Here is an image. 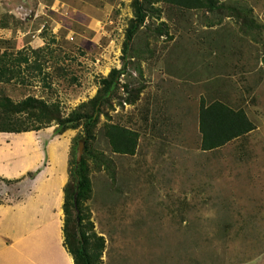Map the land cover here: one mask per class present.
I'll list each match as a JSON object with an SVG mask.
<instances>
[{"label":"rangeland","instance_id":"rangeland-1","mask_svg":"<svg viewBox=\"0 0 264 264\" xmlns=\"http://www.w3.org/2000/svg\"><path fill=\"white\" fill-rule=\"evenodd\" d=\"M218 1L234 10L159 3L137 31L123 88L104 107L91 143L103 158L88 160L83 226L96 264H264V0ZM133 3L0 0V61L16 67L0 77V95L43 99L69 117L122 68ZM203 99L243 109L255 130L204 151ZM110 124L138 134L134 155L112 151ZM57 128L34 132L35 141L60 147L66 138L71 169L83 127L62 135ZM15 190L12 182L0 202L14 203Z\"/></svg>","mask_w":264,"mask_h":264},{"label":"trees","instance_id":"trees-1","mask_svg":"<svg viewBox=\"0 0 264 264\" xmlns=\"http://www.w3.org/2000/svg\"><path fill=\"white\" fill-rule=\"evenodd\" d=\"M162 2L182 11L193 10L223 14L224 11L234 10V7H229L218 0H134V19L126 33L122 68L113 69L108 77L102 78L100 81L101 88L96 97L90 102L82 104L67 118L62 115L58 106L49 104L43 99L28 97L16 103L8 96L0 95V133L39 132L55 123L58 126L56 134L62 135L68 130L83 127L84 134L77 137L75 147H79L80 142H84L85 153L81 162H78L76 157L72 159L69 183L64 189V245L73 257L74 264H96L97 260L96 256L94 257L91 253L93 245L88 232L85 230L86 227L83 226V213L84 203L90 199L92 194L91 168L88 160L91 155L94 156L91 143L95 141L100 116L104 112V107L109 105L120 89L123 88L121 78L127 75L126 59L132 49L137 31L146 24V20L150 18L155 5ZM251 22L253 21L249 17L244 19V24L249 29H251ZM160 32L162 33V31ZM1 58L4 59L5 56ZM6 65L0 61V77L16 74L15 65L11 67ZM125 88L128 86L126 85ZM199 130L202 135V149L213 151L248 135L255 130V125L243 109H234L219 100L207 104L203 99L200 106ZM105 136L108 138L114 153L135 154L139 137L137 133L117 124H110L105 127ZM101 158L103 155L97 156L93 160L97 162ZM37 173L33 174V177ZM100 240L99 246L94 243L98 251L103 249V239Z\"/></svg>","mask_w":264,"mask_h":264},{"label":"crops","instance_id":"crops-1","mask_svg":"<svg viewBox=\"0 0 264 264\" xmlns=\"http://www.w3.org/2000/svg\"><path fill=\"white\" fill-rule=\"evenodd\" d=\"M58 141L43 148L34 132L0 133V181L19 186L14 203L0 202V264H74L63 231L70 148Z\"/></svg>","mask_w":264,"mask_h":264},{"label":"water","instance_id":"water-1","mask_svg":"<svg viewBox=\"0 0 264 264\" xmlns=\"http://www.w3.org/2000/svg\"><path fill=\"white\" fill-rule=\"evenodd\" d=\"M84 149H85V143L80 142L79 147L77 149V154H76V158L78 162H81L83 159Z\"/></svg>","mask_w":264,"mask_h":264},{"label":"built area","instance_id":"built-area-1","mask_svg":"<svg viewBox=\"0 0 264 264\" xmlns=\"http://www.w3.org/2000/svg\"><path fill=\"white\" fill-rule=\"evenodd\" d=\"M8 184L9 183H7V184L1 183L0 184V192L1 193L6 192L10 188Z\"/></svg>","mask_w":264,"mask_h":264}]
</instances>
